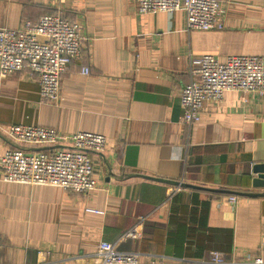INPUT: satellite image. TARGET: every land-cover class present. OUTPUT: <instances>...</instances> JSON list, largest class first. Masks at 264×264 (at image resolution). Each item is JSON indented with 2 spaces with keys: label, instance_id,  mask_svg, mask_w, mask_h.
Instances as JSON below:
<instances>
[{
  "label": "crops",
  "instance_id": "1",
  "mask_svg": "<svg viewBox=\"0 0 264 264\" xmlns=\"http://www.w3.org/2000/svg\"><path fill=\"white\" fill-rule=\"evenodd\" d=\"M220 1L223 29L188 31L184 10L139 15L133 0H0V27L62 6L85 37L58 105L41 101L28 70L0 79V128L107 138L90 152L98 188L88 195L0 180V264H90L103 240L163 264H212V250L264 259V96L228 90L198 122L181 119L192 55H264V0ZM12 146L48 148L0 130V156ZM140 218V237L121 241Z\"/></svg>",
  "mask_w": 264,
  "mask_h": 264
},
{
  "label": "built area",
  "instance_id": "2",
  "mask_svg": "<svg viewBox=\"0 0 264 264\" xmlns=\"http://www.w3.org/2000/svg\"><path fill=\"white\" fill-rule=\"evenodd\" d=\"M133 2L139 15L184 10L188 31L225 27L224 6L220 0ZM84 40L80 25L66 18L62 6L56 12L41 16L37 22L25 21L19 28L0 27V79L28 70L39 83L41 101L58 105L62 74L80 55ZM191 66L192 79L180 94L181 119L186 124L198 122L205 105L221 101L228 90L264 96V55L229 54L221 61L215 54H198L192 55ZM82 71L89 73V68ZM0 130L15 142L48 146L40 151H26L18 146L8 148L0 156L1 181L59 186L84 195L98 188L90 152L105 149V135L87 131L64 134L55 127L26 124H12ZM228 199L232 205L238 202L236 195ZM87 211L103 213L92 207ZM142 220L124 232L121 241L140 237ZM207 262L264 264V259L260 255L228 259L222 251L212 250ZM90 264H163V260H141L138 252L121 250L115 243L103 240Z\"/></svg>",
  "mask_w": 264,
  "mask_h": 264
},
{
  "label": "water",
  "instance_id": "3",
  "mask_svg": "<svg viewBox=\"0 0 264 264\" xmlns=\"http://www.w3.org/2000/svg\"><path fill=\"white\" fill-rule=\"evenodd\" d=\"M260 183V182H259ZM184 186L186 187H190V184H185V183H182Z\"/></svg>",
  "mask_w": 264,
  "mask_h": 264
}]
</instances>
